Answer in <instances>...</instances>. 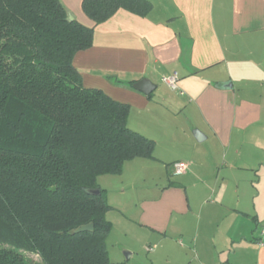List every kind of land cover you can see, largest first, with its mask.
<instances>
[{
	"label": "crops",
	"instance_id": "obj_1",
	"mask_svg": "<svg viewBox=\"0 0 264 264\" xmlns=\"http://www.w3.org/2000/svg\"><path fill=\"white\" fill-rule=\"evenodd\" d=\"M61 1L95 29L74 57L83 84L128 103L129 127L156 143L97 179L111 261L154 246L147 264H264V0H150L98 24L83 0Z\"/></svg>",
	"mask_w": 264,
	"mask_h": 264
},
{
	"label": "trees",
	"instance_id": "obj_2",
	"mask_svg": "<svg viewBox=\"0 0 264 264\" xmlns=\"http://www.w3.org/2000/svg\"><path fill=\"white\" fill-rule=\"evenodd\" d=\"M82 7L98 24L120 8L145 15L152 3ZM67 17L61 0H0V264H115L112 206L97 179L155 157V140L128 125L130 105L83 84L74 57L95 29Z\"/></svg>",
	"mask_w": 264,
	"mask_h": 264
},
{
	"label": "water",
	"instance_id": "obj_3",
	"mask_svg": "<svg viewBox=\"0 0 264 264\" xmlns=\"http://www.w3.org/2000/svg\"><path fill=\"white\" fill-rule=\"evenodd\" d=\"M67 19L69 21H72V20L75 19V15L69 10H68ZM134 86H135V88H137V89L149 94L156 87V84L153 83L152 80L149 79V78H143V79L137 81L134 84ZM194 134H195L196 138L199 139V140H201L203 138V133L199 129H196L194 131ZM88 192L92 193V194H100L101 193V189L100 188H91V189L88 190ZM89 230L90 231L94 230V224L92 222L79 226L73 232L74 233H78V232H81V231H89Z\"/></svg>",
	"mask_w": 264,
	"mask_h": 264
},
{
	"label": "rangeland",
	"instance_id": "obj_4",
	"mask_svg": "<svg viewBox=\"0 0 264 264\" xmlns=\"http://www.w3.org/2000/svg\"><path fill=\"white\" fill-rule=\"evenodd\" d=\"M29 259L32 260V262L35 263H41V258L40 256H38L37 254H32L29 253L28 255ZM127 257L128 255H124V258ZM150 260V252L147 250V248L143 247V248H138V252H136L135 257H133L132 259H127L124 264H136L140 263V264H147Z\"/></svg>",
	"mask_w": 264,
	"mask_h": 264
},
{
	"label": "built area",
	"instance_id": "obj_5",
	"mask_svg": "<svg viewBox=\"0 0 264 264\" xmlns=\"http://www.w3.org/2000/svg\"><path fill=\"white\" fill-rule=\"evenodd\" d=\"M177 79H178L177 73H174L170 76H164L163 77V81L173 89L178 88ZM172 166H173V170L176 173H182V172L187 171L189 163L185 162V161H178V162L173 163ZM262 234H264V229L262 230ZM153 248H154V246H149L147 249L152 250Z\"/></svg>",
	"mask_w": 264,
	"mask_h": 264
}]
</instances>
